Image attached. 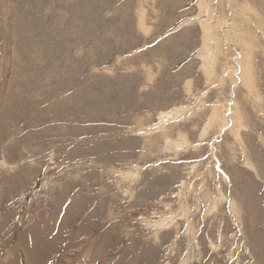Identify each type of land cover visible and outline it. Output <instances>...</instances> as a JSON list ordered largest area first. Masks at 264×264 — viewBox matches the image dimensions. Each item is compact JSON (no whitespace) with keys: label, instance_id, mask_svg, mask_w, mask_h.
Segmentation results:
<instances>
[{"label":"rangeland","instance_id":"374dc122","mask_svg":"<svg viewBox=\"0 0 264 264\" xmlns=\"http://www.w3.org/2000/svg\"><path fill=\"white\" fill-rule=\"evenodd\" d=\"M0 264H264V0H0Z\"/></svg>","mask_w":264,"mask_h":264},{"label":"bare ground","instance_id":"6f19581e","mask_svg":"<svg viewBox=\"0 0 264 264\" xmlns=\"http://www.w3.org/2000/svg\"><path fill=\"white\" fill-rule=\"evenodd\" d=\"M219 3V2H218ZM218 5V4H217ZM217 10H219V9H217ZM231 23H233V22H231ZM230 23V24H231ZM226 24V23H225ZM229 24V25H230ZM234 24V23H233ZM227 26V27H230V26ZM220 27H222V26H220ZM207 28L209 29V27H208V25H207ZM231 28V27H230ZM205 31V30H204ZM220 33V32H219ZM216 40H218V39H216ZM216 60V59H215ZM241 63H242V76H243V78H244V84H246V85H248V87H250L251 88V81H252V79H253V73H252V69H251V67H250V65L249 64H244L242 61H241ZM207 66H208V64H207ZM211 66V65H210ZM213 67H214V65H212ZM206 68V67H205ZM211 68V67H210ZM213 74H214V72H213ZM238 74V73H237ZM243 81V80H242ZM249 89V88H248ZM252 89V88H251ZM234 94V93H233ZM227 102H229V101H227ZM223 107V106H222ZM228 108V107H227ZM226 108V109H227ZM237 108V107H236ZM229 110V109H228ZM218 111V107H217V109H215V113H218L217 112ZM236 111V110H235ZM239 113V112H238ZM235 114H236V112H235ZM240 114V113H239ZM178 116V115H177ZM216 119H215V121H217L218 119H219V115H216V116H214ZM240 118H241V115H240ZM238 119V118H237ZM234 120V119H233ZM210 121L213 123L214 122V118H211L210 119ZM218 122V121H217ZM225 128V127H224ZM223 130V129H222ZM237 133V132H236ZM249 163V162H248ZM247 163V164H248ZM216 201V200H215ZM218 207V206H217ZM216 207V208H217ZM234 207V206H233ZM216 210V209H215ZM235 211V210H234ZM237 214V213H236ZM37 251V250H36ZM35 252V251H34Z\"/></svg>","mask_w":264,"mask_h":264}]
</instances>
